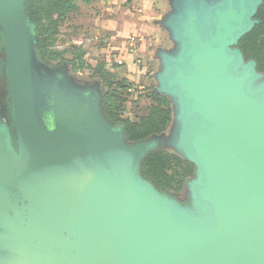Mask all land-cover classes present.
I'll use <instances>...</instances> for the list:
<instances>
[{
    "label": "water",
    "instance_id": "obj_1",
    "mask_svg": "<svg viewBox=\"0 0 264 264\" xmlns=\"http://www.w3.org/2000/svg\"><path fill=\"white\" fill-rule=\"evenodd\" d=\"M166 1L154 91L194 166L184 203L141 174L162 133L129 142L96 83L37 58L26 0H0V264H264V74L238 47L263 0Z\"/></svg>",
    "mask_w": 264,
    "mask_h": 264
},
{
    "label": "trees",
    "instance_id": "obj_2",
    "mask_svg": "<svg viewBox=\"0 0 264 264\" xmlns=\"http://www.w3.org/2000/svg\"><path fill=\"white\" fill-rule=\"evenodd\" d=\"M77 10L76 0H26V11L35 26L38 44L37 58L44 64L54 67L63 63L73 73L88 69L93 76L102 80L101 111L109 121L120 123L124 127L125 137L129 142L146 139L161 134L172 121L173 110L170 100L165 95L148 88L151 103L145 111L134 118L122 116L127 100L123 95L129 88L125 79L105 67L104 61L91 65L81 44H68L59 47L57 44L59 26L65 18ZM258 23L238 41L245 59H253L258 71L264 74V0L255 15ZM194 166L175 151L159 149L150 152L141 162V174L160 192L178 197L192 176ZM184 203V202H183Z\"/></svg>",
    "mask_w": 264,
    "mask_h": 264
},
{
    "label": "rangeland",
    "instance_id": "obj_3",
    "mask_svg": "<svg viewBox=\"0 0 264 264\" xmlns=\"http://www.w3.org/2000/svg\"><path fill=\"white\" fill-rule=\"evenodd\" d=\"M138 1L127 0L124 4L118 2L119 5H115V2L105 0H76L77 10L60 23L57 40L61 48L72 43L81 44L91 65L95 66L102 60L105 67L117 75L118 80L125 79L129 88L123 92L127 100L122 116L129 118L143 113L151 103L148 88L155 87L154 74L159 68V61L155 57L157 50L174 48L168 32L158 23L169 11V5L160 6L158 0L140 5ZM115 27L125 33V38L135 35L139 39L135 55L126 52L125 38L116 40L112 37ZM116 42H119L117 50L114 47ZM120 54L124 62L117 64L114 59ZM64 67L76 83L85 86L96 83L102 90L101 78L93 76L88 69L73 73L68 65ZM170 105L173 110L171 101ZM174 132L175 124L171 121L162 133V149L175 151L171 144ZM177 198L182 202L187 199L185 187Z\"/></svg>",
    "mask_w": 264,
    "mask_h": 264
},
{
    "label": "built area",
    "instance_id": "obj_4",
    "mask_svg": "<svg viewBox=\"0 0 264 264\" xmlns=\"http://www.w3.org/2000/svg\"><path fill=\"white\" fill-rule=\"evenodd\" d=\"M107 2H115V5L124 4L127 0H105ZM119 2V3H118ZM138 38L135 35H128L125 38V50L126 52L135 55L136 54V49L138 45ZM114 62L117 64H122L124 62L123 56L120 54L115 57Z\"/></svg>",
    "mask_w": 264,
    "mask_h": 264
},
{
    "label": "flooded vegetation",
    "instance_id": "obj_5",
    "mask_svg": "<svg viewBox=\"0 0 264 264\" xmlns=\"http://www.w3.org/2000/svg\"><path fill=\"white\" fill-rule=\"evenodd\" d=\"M1 42H2V34L0 31V51L2 52L3 49L1 47ZM64 66H65V64L59 63V64L54 65L53 68H56V67H62L63 68ZM2 69H3L2 59L0 58V72L2 71ZM4 101L2 102L0 100V122L9 121L11 119L10 102H9V97H8L7 92H6V96L4 97ZM183 202H185V201H183Z\"/></svg>",
    "mask_w": 264,
    "mask_h": 264
},
{
    "label": "crops",
    "instance_id": "obj_6",
    "mask_svg": "<svg viewBox=\"0 0 264 264\" xmlns=\"http://www.w3.org/2000/svg\"><path fill=\"white\" fill-rule=\"evenodd\" d=\"M150 0H139L138 2L140 3V5H141V3H142V5L144 4V5H148V2H149ZM130 3V2H129ZM167 3V1L166 0H158V4H160V6H164L165 4ZM128 4H126V5H124V6H127ZM141 7V6H140ZM117 9H118V7H117ZM116 28V27H115ZM125 34V33H124ZM124 34L121 32V30L118 28H116V31H115V34H113V36L112 37H114V38H117L116 40H118V39H120V40H122L123 38H125V36H124ZM118 43L119 42H116L115 43V45H114V47H115V49L117 50V49H119L118 48ZM120 44H122L121 42H120ZM128 57H130V56H128Z\"/></svg>",
    "mask_w": 264,
    "mask_h": 264
}]
</instances>
